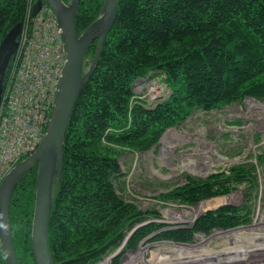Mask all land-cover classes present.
I'll return each instance as SVG.
<instances>
[{"label": "trees", "instance_id": "trees-1", "mask_svg": "<svg viewBox=\"0 0 264 264\" xmlns=\"http://www.w3.org/2000/svg\"><path fill=\"white\" fill-rule=\"evenodd\" d=\"M70 3L72 0H63ZM37 0H0V43L24 23ZM106 0H80L76 26L82 34L103 15ZM43 3H46L43 1ZM98 40L88 48L86 79L63 140V161L52 189L48 241L53 264H96L123 245L135 249L153 239L192 242L197 233L230 229L252 219L249 201L202 213L189 226L162 229L142 224L149 212L121 196V152L146 151L169 127L196 109H217L246 97L264 98V0H119L115 23L94 69ZM16 62L12 56L3 87ZM151 73L165 76L171 93L155 103L134 100V83ZM264 162V152L259 155ZM255 166L235 164L161 195L195 204L257 181ZM38 163L15 184L10 202L13 246L19 264H37L33 219ZM0 264H7L0 240Z\"/></svg>", "mask_w": 264, "mask_h": 264}, {"label": "rangeland", "instance_id": "rangeland-1", "mask_svg": "<svg viewBox=\"0 0 264 264\" xmlns=\"http://www.w3.org/2000/svg\"><path fill=\"white\" fill-rule=\"evenodd\" d=\"M83 74H86L85 70ZM9 79L3 87V92ZM157 85L160 86L159 92L154 91ZM134 92L136 102L145 100L146 103L152 104L169 95L171 90L164 75L151 73L138 80ZM263 152L264 98L255 97H246L217 109L198 108L180 124L166 129L158 143L150 149H124L119 158L122 175L115 180V185L123 198L149 212L150 216L140 225L155 222L162 224V229L191 226L209 209L224 204L242 206L247 201L252 208V219L230 229H216L208 235L197 233L192 242L153 239L156 234L153 232L144 237L135 249L123 251L121 245L96 264H125L141 249H144V252L136 259L137 264H161L168 262L169 256H173L163 249L164 246L180 250V245L199 243L196 248L188 251L196 257L211 251L223 253L221 250L227 246L244 247V244H248L247 241L253 240L255 234L264 232V162L259 158ZM235 164L255 166L257 181L253 187L250 182L236 184L228 193L218 194L195 204L161 197L175 186L185 183L187 174L204 178L211 173L228 171ZM203 203H206L205 206L199 208ZM234 229H240L238 237L228 233ZM185 254L183 252L179 256L187 257ZM214 262L264 264V251L244 252Z\"/></svg>", "mask_w": 264, "mask_h": 264}, {"label": "water", "instance_id": "water-1", "mask_svg": "<svg viewBox=\"0 0 264 264\" xmlns=\"http://www.w3.org/2000/svg\"><path fill=\"white\" fill-rule=\"evenodd\" d=\"M43 1L50 4L63 28L67 50V62L60 80L56 103L43 140L27 158L15 165L0 186V240L7 264H19L13 246L10 222V202L19 177L38 163L37 193L33 219V246L37 264H53L48 241V224L54 177L61 170L63 161V140L69 120L87 78L83 74V63L90 45L98 40L94 69L100 57L104 41L112 29L118 13L119 0H106L103 15L93 22L82 34L76 26V14L80 0L66 3L63 0H37L32 14H36ZM22 22L16 23L0 43V104L3 98V82L6 69L18 46ZM139 80V79H138ZM138 80L134 83L137 84Z\"/></svg>", "mask_w": 264, "mask_h": 264}, {"label": "built area", "instance_id": "built-area-1", "mask_svg": "<svg viewBox=\"0 0 264 264\" xmlns=\"http://www.w3.org/2000/svg\"><path fill=\"white\" fill-rule=\"evenodd\" d=\"M32 12L31 5L0 104V186L43 140L67 62L63 28L52 6L43 3L36 14Z\"/></svg>", "mask_w": 264, "mask_h": 264}, {"label": "bare ground", "instance_id": "bare-ground-1", "mask_svg": "<svg viewBox=\"0 0 264 264\" xmlns=\"http://www.w3.org/2000/svg\"><path fill=\"white\" fill-rule=\"evenodd\" d=\"M205 204L206 203L200 204L199 208L204 207ZM239 230L240 229H234L233 231H228V233L234 235L235 237H238L237 233H239L238 232ZM203 241H204V239H203ZM247 242H248V244H246V245L244 244V247H239V245H234L235 243L234 244L232 243L234 246H227L226 248H223L221 250L223 253H214L215 251L214 252L211 251L209 253H206L204 256H200V257L192 256V254L188 252L192 248H194V247L196 248V246H198L199 243L198 244L195 243V244L180 245L181 248L178 247L180 250H178L177 248L171 247V246H164L163 249L167 250V252L169 251V253L171 255L173 254V256H169L168 262H163L161 264H214L215 263L214 261L220 262L222 260L229 259V256H232L235 254H240V253L243 254L244 252H251V253H254V252L256 253V252H260V251L262 252V251H264V232H259V233L255 234L253 237V240L247 241ZM202 244H203V242H202ZM186 251L189 254H187ZM143 252H144V249H141L139 252L136 253V255L134 257H132L125 264H137L138 261L136 262V259L140 258V256H142ZM183 252L186 253L185 255L187 257L179 256ZM200 255H202V254H200ZM165 260H167V259H165ZM157 264H160V263H157Z\"/></svg>", "mask_w": 264, "mask_h": 264}]
</instances>
